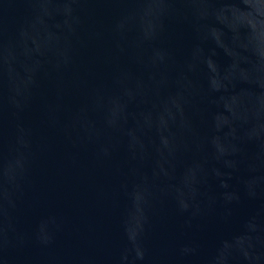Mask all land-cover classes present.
<instances>
[{
	"label": "water",
	"instance_id": "obj_1",
	"mask_svg": "<svg viewBox=\"0 0 264 264\" xmlns=\"http://www.w3.org/2000/svg\"><path fill=\"white\" fill-rule=\"evenodd\" d=\"M0 264H264V0H0Z\"/></svg>",
	"mask_w": 264,
	"mask_h": 264
}]
</instances>
